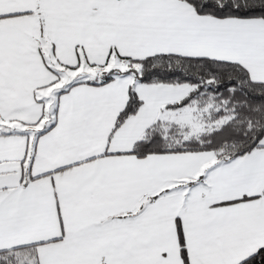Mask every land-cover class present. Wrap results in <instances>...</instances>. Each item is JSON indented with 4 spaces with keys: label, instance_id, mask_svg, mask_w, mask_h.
I'll return each instance as SVG.
<instances>
[{
    "label": "snow or ice",
    "instance_id": "snow-or-ice-1",
    "mask_svg": "<svg viewBox=\"0 0 264 264\" xmlns=\"http://www.w3.org/2000/svg\"><path fill=\"white\" fill-rule=\"evenodd\" d=\"M0 264H264V0H0Z\"/></svg>",
    "mask_w": 264,
    "mask_h": 264
}]
</instances>
